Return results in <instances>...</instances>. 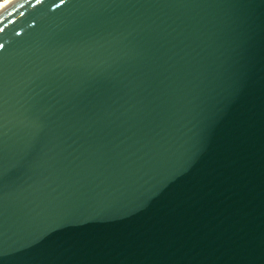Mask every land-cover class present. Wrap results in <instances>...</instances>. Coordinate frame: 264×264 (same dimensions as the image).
<instances>
[{
	"label": "water",
	"instance_id": "water-1",
	"mask_svg": "<svg viewBox=\"0 0 264 264\" xmlns=\"http://www.w3.org/2000/svg\"><path fill=\"white\" fill-rule=\"evenodd\" d=\"M0 264H264V0L4 3Z\"/></svg>",
	"mask_w": 264,
	"mask_h": 264
},
{
	"label": "bare ground",
	"instance_id": "bare-ground-1",
	"mask_svg": "<svg viewBox=\"0 0 264 264\" xmlns=\"http://www.w3.org/2000/svg\"><path fill=\"white\" fill-rule=\"evenodd\" d=\"M8 0H3L2 2H0V7L4 4V3H6Z\"/></svg>",
	"mask_w": 264,
	"mask_h": 264
},
{
	"label": "built area",
	"instance_id": "built-area-1",
	"mask_svg": "<svg viewBox=\"0 0 264 264\" xmlns=\"http://www.w3.org/2000/svg\"><path fill=\"white\" fill-rule=\"evenodd\" d=\"M3 0H0V2H2Z\"/></svg>",
	"mask_w": 264,
	"mask_h": 264
}]
</instances>
